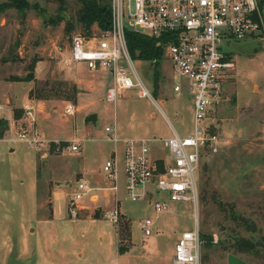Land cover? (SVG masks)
I'll return each mask as SVG.
<instances>
[{
  "label": "rangeland",
  "instance_id": "obj_1",
  "mask_svg": "<svg viewBox=\"0 0 264 264\" xmlns=\"http://www.w3.org/2000/svg\"><path fill=\"white\" fill-rule=\"evenodd\" d=\"M12 1L0 0L8 4L0 12V264H172L175 243L195 222L200 264H227L232 252L264 264V40L233 38L224 47L234 69L223 85V102L207 121L216 128L219 150L201 155L196 205L167 200L169 210L156 212L151 198L126 196L122 145L110 141L104 127L115 124L120 136L156 137L148 143L150 158L169 162L161 139L172 134L171 127L181 136L192 134L194 121L191 96L171 91L169 59L133 60L157 106L138 97L137 88L108 103L104 94L111 82L104 70L66 68L60 62L71 36L82 32L79 3L66 0L60 9L58 0H26L24 7ZM91 29L100 32L95 25ZM31 64L33 81L8 79L25 76ZM68 102L76 106L73 115L64 112ZM24 104L33 112L32 125ZM16 106H23V113L17 119L11 113L8 122L6 112ZM31 128L60 143L80 139V151L47 152L6 139ZM114 149L116 195L105 188L102 170ZM80 178L95 187L99 199L84 197L80 204L86 208L72 219L67 206ZM117 205V220L111 222L107 212ZM51 206L63 219L50 218ZM145 218L153 219L150 235L139 226ZM120 233H129L123 252L118 251Z\"/></svg>",
  "mask_w": 264,
  "mask_h": 264
},
{
  "label": "built area",
  "instance_id": "obj_2",
  "mask_svg": "<svg viewBox=\"0 0 264 264\" xmlns=\"http://www.w3.org/2000/svg\"><path fill=\"white\" fill-rule=\"evenodd\" d=\"M263 7L264 2L260 0H111L112 19L108 29L99 30V34L78 32L71 36L69 48L60 60L62 66L107 71L111 83L104 94L106 102L114 103L126 90L137 88L138 97L148 98L157 106L133 64L125 39L126 28L163 40V55L170 61L171 91L175 95L187 93L192 98L193 133L181 136L171 127L172 134L161 139L169 152L168 163L163 157L149 156L148 143L158 140L156 137L120 136L115 124L104 127L108 139L122 145L125 192L131 201L151 198L156 212L169 210L167 200H190L196 205L195 173L201 155L219 150L216 128L207 121L223 102V85L234 69V61L224 47H229L233 38L252 36L264 40ZM24 109L32 125L33 112L29 106ZM0 110H3L2 104ZM75 111L73 102L65 105L67 115ZM13 125L12 122L10 131ZM6 139L11 143L24 141L31 148L47 152L78 153L81 144L80 139L64 143L50 140L34 128L18 129ZM115 152L116 149L102 165L108 184L105 188L112 195H116L118 175ZM86 196L96 202L99 192L80 178L75 182L67 206L72 219L86 208L80 204ZM107 217L111 222L117 220L118 205L107 212ZM152 225L151 218L139 223L146 235H150ZM172 264H200L197 222L192 230L182 232L175 243Z\"/></svg>",
  "mask_w": 264,
  "mask_h": 264
},
{
  "label": "trees",
  "instance_id": "obj_3",
  "mask_svg": "<svg viewBox=\"0 0 264 264\" xmlns=\"http://www.w3.org/2000/svg\"><path fill=\"white\" fill-rule=\"evenodd\" d=\"M75 1L80 5V8L78 9L77 12V21L82 29V32L80 33H83L85 35H91V33H93V30L91 29L93 25H95L100 31L108 29L111 26V19H112L111 0H75ZM58 2H59V8L62 9L63 4H65L66 0H58ZM260 2L263 3L264 0H260ZM5 4L7 3L0 4V12L3 6H5ZM10 4L15 5L17 7H24L28 3L26 2V0H13L12 2H10ZM125 39H126L128 51L134 60L157 62L159 59L163 57L164 42L162 39L154 38L152 36L140 32H135L129 28H126L125 30ZM33 68H34V64H31L30 71H28L25 76L21 77L14 75V76H10L8 79L11 81L31 82L34 80V76L32 74ZM35 97L40 98V95H36ZM28 98L29 99L34 98L33 88L29 89ZM22 113H23V108H13L14 119L20 118ZM0 124H2L1 120H0ZM120 235L121 237H119L120 240L118 241V250L119 252H123L127 250V246H123L121 244L124 240H127L129 233H120ZM262 240L264 246V236L262 237ZM232 254L238 255L235 252H232Z\"/></svg>",
  "mask_w": 264,
  "mask_h": 264
},
{
  "label": "crops",
  "instance_id": "obj_4",
  "mask_svg": "<svg viewBox=\"0 0 264 264\" xmlns=\"http://www.w3.org/2000/svg\"><path fill=\"white\" fill-rule=\"evenodd\" d=\"M98 72H101V71H98ZM102 72H104V74H106L105 76L107 77V78H109V80L111 79L110 78V76H109V73H107V71H102ZM29 90V89H28ZM28 100V99H27ZM5 102H9V98H8V96H6V98H5ZM24 106H25V104H24ZM18 106H16L15 108H17ZM19 107H23V106H19ZM18 107V108H19ZM7 116H6V120H8V122L9 121H11V120H13V119H11V113L13 114V109L12 110H7ZM83 173V175L85 176L86 175V173L85 172H82ZM86 177V176H85ZM89 177V176H88ZM83 179V178H82ZM89 179H92V177H89ZM90 181V180H89ZM91 182V181H90ZM58 208H60L61 206L60 205H58L57 206ZM58 218V219H63V213H62V211L60 210V209H58V211H57V213H56V216H54V214H53V210H52V206H51V216H50V218ZM49 234H52V235H54V234H56V233H49ZM50 236V235H49ZM115 237H116V233H115ZM99 239H102V237L101 236H99L98 237ZM116 240H117V238H116ZM119 251V250H118ZM236 256H238V255H236ZM239 258H241V259H243V260H245L246 262H248V263H250V264H252L251 262H249V261H247L245 258H243V257H240V256H238Z\"/></svg>",
  "mask_w": 264,
  "mask_h": 264
},
{
  "label": "water",
  "instance_id": "obj_5",
  "mask_svg": "<svg viewBox=\"0 0 264 264\" xmlns=\"http://www.w3.org/2000/svg\"><path fill=\"white\" fill-rule=\"evenodd\" d=\"M227 264H250V263L230 253L227 255Z\"/></svg>",
  "mask_w": 264,
  "mask_h": 264
}]
</instances>
